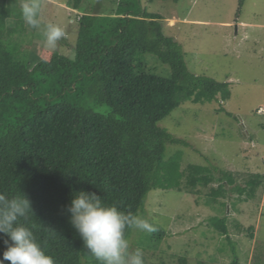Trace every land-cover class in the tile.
I'll list each match as a JSON object with an SVG mask.
<instances>
[{
  "label": "trees",
  "instance_id": "1",
  "mask_svg": "<svg viewBox=\"0 0 264 264\" xmlns=\"http://www.w3.org/2000/svg\"><path fill=\"white\" fill-rule=\"evenodd\" d=\"M144 1L114 0L106 9L91 0H69L70 9L83 13L72 55L56 51L47 59L33 53L18 25L1 15L0 193L20 191L29 198L34 216L26 226L55 264H97L66 210L81 190L141 216L152 190L196 196V203L203 198L215 212L207 230L227 241L225 201L234 207L263 190V175L248 176L242 185L212 165H183L180 152L165 159L167 144H189L159 123L185 103L221 106L231 92L229 83L187 69L182 46L163 33L162 17L147 12ZM244 1L238 0V14ZM96 8L100 13L90 14ZM146 56L169 74L157 75ZM157 229L152 240L165 234ZM5 239L0 234V258Z\"/></svg>",
  "mask_w": 264,
  "mask_h": 264
},
{
  "label": "rangeland",
  "instance_id": "2",
  "mask_svg": "<svg viewBox=\"0 0 264 264\" xmlns=\"http://www.w3.org/2000/svg\"><path fill=\"white\" fill-rule=\"evenodd\" d=\"M113 1L91 3L111 9ZM22 2L0 0V18L5 15V21L18 25L20 37L31 41L32 52L39 58L47 59L56 51L72 55L83 13L70 9L69 0H43L42 21L60 24L67 33L58 48L51 50L45 47L43 36L24 23ZM143 5L147 12L162 17L163 33L182 46L191 73L229 83L231 92L221 106L216 101L203 106L185 103L159 123L174 138L189 144H167L165 159L180 152L183 165H212L232 173L242 185L248 176H264V0H245L240 14L238 0H145ZM226 22L233 24L226 27ZM157 62L156 74L168 75L170 69ZM196 200V196L175 191L149 192L142 216L165 234L152 240L151 234L130 230V245L142 249L145 264H181L182 259L185 264H230L233 260L264 264V184L257 198L234 207L225 201L230 241L207 230L208 217L215 212L203 204V198Z\"/></svg>",
  "mask_w": 264,
  "mask_h": 264
},
{
  "label": "clouds",
  "instance_id": "3",
  "mask_svg": "<svg viewBox=\"0 0 264 264\" xmlns=\"http://www.w3.org/2000/svg\"><path fill=\"white\" fill-rule=\"evenodd\" d=\"M42 7L43 0H23L20 13L24 23L43 36L45 47L56 50L67 33L60 24L42 21ZM66 210L71 225L97 264H145L142 249L131 247L126 231L151 234L158 230L155 223L121 211L114 204L104 203L95 192L83 190L73 194ZM32 216L31 201L22 192L11 197L0 193V234L7 237L0 264H55L34 231L26 226Z\"/></svg>",
  "mask_w": 264,
  "mask_h": 264
},
{
  "label": "crops",
  "instance_id": "4",
  "mask_svg": "<svg viewBox=\"0 0 264 264\" xmlns=\"http://www.w3.org/2000/svg\"><path fill=\"white\" fill-rule=\"evenodd\" d=\"M233 23L232 22H230V23H224L223 25H225L226 27H229V26H231ZM239 25L241 26V27H243V28H246V24H243V23H239ZM239 25L236 27L237 29L239 28ZM236 34H238V32L236 33Z\"/></svg>",
  "mask_w": 264,
  "mask_h": 264
}]
</instances>
